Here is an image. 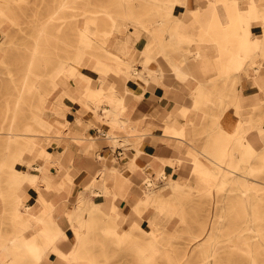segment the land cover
<instances>
[{"label":"rangeland","instance_id":"374dc122","mask_svg":"<svg viewBox=\"0 0 264 264\" xmlns=\"http://www.w3.org/2000/svg\"><path fill=\"white\" fill-rule=\"evenodd\" d=\"M61 1L0 0V157L4 152L3 140L6 136L4 132L6 131L16 100L19 101L18 130L23 129V124L29 123L33 130L30 129L26 132L42 133V126L34 119V116L37 113L43 112L47 95L49 91L54 90H52L51 86L53 81L49 75L42 73L36 75L34 72L47 70L55 78H58V74L61 73L64 65L57 64V55L74 57L79 39V27L82 21L81 13L85 6H88L97 15V28L99 30L110 27V17L105 9L109 8L114 13H119L123 9L124 1L138 15L151 18L152 20H156L159 18L158 16L161 17V15H158V10L155 7V3H160L162 2L161 0H90L92 5H89L87 0H66L67 3L63 4L57 11L56 15L58 18L51 20L50 16L54 8ZM198 2V0H186V2L184 0H173L175 6L171 14L166 18L165 23L161 25L164 35H171L173 43L169 46L170 49L175 50L178 46L187 50L189 46H195L202 42L212 45L214 44L213 37L221 39L220 44L222 46V35L224 34L222 26L214 25L213 23L209 29L205 30L203 27L194 29L187 27L185 29L180 25L182 21L189 19L190 9H194L197 12L203 11L204 6L198 7V5H203L204 3ZM207 2L218 6V13L221 17L223 4L231 2V0H207ZM218 17L216 16L215 18L218 19ZM250 21L244 23V26H241L239 22L236 25H231L230 34L236 38L235 41L229 44L233 50H236L238 47L240 49L250 46L256 47L261 43L259 36L263 35V33L260 23L254 18L250 19ZM36 23L38 25L45 24L48 33L44 36L41 35L38 52L30 65ZM128 25L134 26L135 24L129 22ZM185 30L194 31L192 33L198 40L180 41L179 37ZM119 33L125 36L130 34L127 30L120 31ZM200 37L202 38L201 40H199ZM113 38L114 35L110 36L104 45L109 47ZM94 39L93 47L88 50L95 56L102 58L106 55V52L102 47L103 34L101 31L95 33ZM147 40V33L142 32L141 37L130 46L129 52L123 54L125 58L131 59V65L135 68L138 67L133 64L134 60L140 58L142 54V50L138 48V45L145 44ZM109 48H114V45ZM212 50L213 61L219 65L218 68L212 69L207 75L210 73L216 75L213 78L210 77V84L223 98L215 96L214 102L204 101L196 109L201 110L203 113L202 121L195 129L196 137H199L197 140L207 144L209 147L197 146L206 150L215 146L218 147L220 144V140L215 137L216 134L210 135L208 131L213 129L214 120L219 116L218 114L221 110L223 111L222 116L225 118L227 115H230L229 124L236 117L240 116L239 112L232 111L233 106H231L235 98L236 87L238 86L248 92H257V96L262 99L261 102L247 101L242 107V116L246 119L248 118L252 125H257L259 120H262L264 123V90L254 83L253 76L248 74V71L245 69L233 73L232 70L222 68V66H226L227 61H232L228 58L226 52L222 50V47L220 50L214 48ZM260 58L264 62V55H261ZM190 59L191 57L188 60ZM161 60L165 64L166 61L164 59ZM245 63L247 64L248 62ZM29 66L33 72L28 71ZM82 70L89 72L86 69ZM250 72L253 73V69H250ZM260 75L261 77L264 75V66ZM219 79H222V81H219ZM84 96L86 95H82V97ZM224 106L225 109H222ZM215 131L217 132L218 130L215 129ZM227 147L229 150L236 151V154L227 155V158H231L230 161L222 160V158L211 153L216 162L222 164L219 167V175L215 178L217 182L220 181L222 175L231 173L226 166H232L233 163H237L239 156L237 153H240L238 145L234 144L232 140L227 144ZM181 164V160L173 164L174 170H179ZM249 164L251 166V173L260 180L251 189H256L261 195L254 207L256 215L254 220L262 229L261 240L264 241V148L258 155L252 157ZM25 166L26 168L31 167L27 164ZM237 170L241 171L239 168ZM12 173L10 172L7 176H4L3 182L5 187L8 186L7 184L10 182ZM165 175L166 177L162 182L159 180L152 181V186H147L143 181L136 183L128 180V189L129 191H136L138 195L143 192V189L152 192L157 191L158 196L164 195L166 199H171L175 203L174 206L179 211L177 215L172 217L170 214H164L158 201L142 205L140 212L136 211V209L131 210L132 215L129 218L126 217L124 222L118 224L113 223L110 217L100 211L97 217L99 224L94 226L96 228L88 233L89 239L87 240V250L91 253V258L96 263L108 259L109 262L116 264H171L177 258L178 264H202L207 254L211 252L212 243H219L216 252L208 255V258H212L215 264H252L253 259L260 264H264V246L260 244L261 240L256 235L251 236L250 230L244 226L246 225L245 219L247 215L244 202L239 199L237 194L232 193L231 198L234 201H230L225 207H222V203L224 202L222 200L223 189L239 188L232 185L222 187L221 184H215L210 187V189H214L211 194L206 192L197 193L189 189L183 192L181 190L183 187L173 188L171 186V172H164L162 177ZM238 178L242 180L241 176ZM189 183H195L193 177L189 179ZM4 190V200L0 201V220L3 216L8 217L6 212L12 209L11 202H13L12 199L15 197L14 193L16 191V189L12 188ZM118 206L119 209L125 208L123 202L119 203ZM146 208H151V210H147V218L143 216V211ZM133 219H138L139 222L143 223L145 228H149V223L151 224L154 220H158L163 225L161 240L165 242L164 245L169 248L167 251L171 252L172 255L169 256L166 252L161 251L148 262L143 261L133 243L135 242L134 239H146L149 235L147 231L136 226L133 227ZM109 224L116 225L119 230L133 227L134 238L118 245L113 234H105L100 230L101 225L106 226ZM7 227L11 228L9 221ZM239 229H242L240 233H243L245 239L252 244L255 254L254 258L246 250L235 246L233 244L235 241H231V244H223L229 243L224 239L234 235ZM215 235H218L219 242L215 241ZM90 237H92L91 241Z\"/></svg>","mask_w":264,"mask_h":264},{"label":"crops","instance_id":"0c3cea01","mask_svg":"<svg viewBox=\"0 0 264 264\" xmlns=\"http://www.w3.org/2000/svg\"><path fill=\"white\" fill-rule=\"evenodd\" d=\"M198 1L204 3L198 5V7L204 6L203 11L197 12L190 9L189 19L182 21L180 25L185 29L187 27L190 29L203 27L205 30L209 29L213 23L222 26V20L228 16L226 3L222 6V16L220 17L216 4L208 3L207 0ZM250 4L251 0H236V7L239 10L247 9ZM216 16H219L218 19L215 18ZM194 19H199L200 23H194ZM142 32L147 33L148 40L145 44L138 45L142 54L133 63L141 70L140 80L134 75L125 77L112 70L108 72L97 70L94 64L86 68L89 71L87 73L91 88H103L107 95L112 94V99L103 97L98 101L94 96L81 97L77 92H75L76 96L65 94L62 97L64 87L61 85L53 91H49L42 114L54 126L49 130L42 127V133L37 134L36 137L52 153V159L44 161V167L53 186L47 187L42 182L41 189H34L29 184L26 185L27 189H16L13 198L15 200L12 199L13 202H11L12 209L8 212L5 211L8 217L1 215L3 217L0 220V244L14 235L22 233L28 241L27 245L35 243V246L44 249V253L38 261L32 256V253L28 252L21 264H69L64 255L77 247V238L80 234L77 231L87 230L88 225L92 227L91 229H95L94 226L99 224L98 213L102 211L107 215V210L113 203V194L120 192L115 187V180L112 177L115 175L112 171L114 169H118V172H126L129 169L128 180L130 182L157 180L160 174L171 172V177L181 184L192 185L189 183V179L193 177V173L188 167L191 158L187 152L190 145L195 146L196 141V145L207 146V144L198 141L199 137H196L195 134V129L202 121L203 113L201 110L194 109V93L196 88H200L204 84L216 90L210 84V77L213 78L216 75L211 73L207 75V73L218 68L219 64L213 61L212 48L220 50L221 39L213 37L214 44L212 45L202 42L195 46H189L187 50L178 46L172 50L169 48L173 43L171 35H164V30L160 28L159 35L164 38L166 51L169 53L170 61H168L166 56L160 52L158 45L148 44V41L152 39L150 33ZM192 32L194 33V31ZM192 32L185 30L179 40L185 42L198 40ZM201 39L200 37L199 40ZM112 43L113 41L109 47L113 46ZM146 52L152 57V61L144 66L141 58ZM190 57L191 59L188 60ZM160 58L164 59L165 63L168 61L167 69H162V65L159 64L162 62ZM127 60L131 62V59ZM178 61H182L183 66L189 72L185 78L178 77L169 68L173 62ZM72 81L76 83L74 79ZM241 91L242 97H244V103L240 108L242 115V107L247 101L256 102L257 93ZM119 99H122L123 103H118ZM62 103L65 106L61 105ZM183 110H189L187 119L183 116ZM218 115L214 120L213 129L208 133L216 134L215 137L220 140V147L222 146V110ZM242 118L244 117L242 116ZM231 123L228 126L229 130L235 128V120ZM175 129L177 132L183 130L184 134L176 133ZM215 129L218 131L216 132ZM178 160L187 162H182L179 170H174L170 161ZM32 162L37 163L34 160ZM101 175L107 177L103 185L99 183ZM68 177L72 178V183H68ZM94 178L97 179L96 184L91 185ZM62 180L66 181V186H60ZM104 188L115 190L109 193L100 191L97 194L89 190ZM68 189L71 190L68 191ZM81 190H84L85 195L90 193L92 201L95 200L103 204L101 209H94L96 210L94 219L88 217L84 212L77 215L78 207L81 205L77 196ZM138 196L134 190L124 195L121 202L125 208L121 209L122 212L115 220L112 218L113 223H122L126 217L129 218L132 215L130 202L136 200ZM42 200L51 204L52 213L50 215ZM90 205L85 207L84 211L90 209ZM21 209H26L27 212L20 213ZM40 210H42L40 214L43 215L46 212L49 215L45 217L43 225L46 230L42 233L33 226L31 216L33 211ZM147 210L149 211L151 208H146L143 211L145 218L148 217ZM50 216H52L51 220ZM7 220L11 224V228L7 227ZM86 220H90V223H86ZM52 226L61 230L57 239L51 237L49 229ZM101 227L103 226L101 225ZM83 247L87 249L88 244L86 243ZM25 249L26 246H21L16 252L21 253ZM13 264L18 263L14 262Z\"/></svg>","mask_w":264,"mask_h":264},{"label":"bare ground","instance_id":"6f19581e","mask_svg":"<svg viewBox=\"0 0 264 264\" xmlns=\"http://www.w3.org/2000/svg\"><path fill=\"white\" fill-rule=\"evenodd\" d=\"M160 3H155V7L158 10V16L156 20H152L151 18H147L141 15H138L133 9L124 1L123 9L119 13H114L112 9L106 8L105 11L108 13L110 17V27L106 29L99 30L97 28V15L90 10L88 6H85L82 9V21L79 27V39L77 41V47L74 54V57L70 56H61L57 55L58 63L63 64V69L60 74H58V78H55L53 74H51L47 70L37 71L34 72L37 74H45L49 75L52 79V90L58 87L59 85L64 87V92L62 93V97L65 94H69L72 97L77 92L81 97L82 95L86 96H94L99 101L103 97H109L112 99V94L107 95L103 88L94 89L91 88L89 84V75L86 74L87 72L83 71L82 69H86L90 65L94 64L95 68L98 70H102L108 72L109 70L115 71L116 73L122 74L125 77H130L131 75L136 76L137 79H141V70L135 68L131 65L123 54H127L129 51L130 46L133 42L139 39V35L142 31H148L152 37L151 40L148 41V44L151 43L153 45H158L160 47V52L166 56L165 58L169 60V53L166 51L165 40L164 38L159 35L161 25H163L166 21V18L171 14L172 9L174 8L173 0H161ZM89 5L91 4L90 0H87ZM66 0H62L53 10V13L50 16V19L58 18L57 11L63 4H66ZM226 9L228 10V16L225 20H222V29L224 34L222 35V50L226 52V55L232 61H227L226 66H222L225 70H232L233 73H237L241 69H245L248 71L247 73L253 76V81L256 83L261 89L264 90V75H260L262 67L264 66V62L261 60V55H264V0H251V4L247 9L239 10L236 7V0H231V2H225ZM165 11V12H163ZM168 14V15H167ZM165 15V16H164ZM256 19L260 23L261 31L263 35L260 37V44L258 46L247 47L244 49H240L239 47L236 50H233L229 44L232 41H235L236 38L231 36L230 34V27L232 24L240 23L241 26H244V23L251 22L250 19ZM64 20V19H63ZM212 20L211 18L209 19ZM235 21V22H234ZM129 22H133L135 25L130 26L128 25ZM234 22V23H233ZM194 23H200L199 19H194ZM219 24V23H217ZM128 31L130 34L125 36L120 31ZM101 31L103 34L102 39V47L106 52L104 57H97L88 49L93 47L95 42L94 35L96 32ZM48 33L46 29V25H38L35 24V33H34V47L31 54V61L35 59V56L39 49L40 37L41 35H45ZM113 45L114 48H109L104 45L107 39L110 36H113ZM238 37V36H237ZM242 37V36H240ZM197 51V50H196ZM199 52V51H197ZM199 54V53H197ZM152 57L146 53L141 58V62L144 66H147L152 60ZM167 61V63H168ZM245 62H248L247 64ZM167 63L163 64V62H159L162 65V69H167ZM172 69L180 78H185L189 72L183 66L182 61L173 62V65L169 67ZM250 69H253V73L250 72ZM201 70V69H200ZM29 72H33L28 67ZM199 73V72H198ZM105 76V75H104ZM74 79V81H72ZM76 84V86H74ZM252 84V83H251ZM241 87H236L235 91V98L231 103L233 106L232 111L239 112L241 111V106L244 103V97H242ZM257 90V89H256ZM255 93V92H254ZM253 93V95H254ZM257 93V92H256ZM60 96V97H61ZM76 96V95H75ZM215 96L223 98L220 93H217L216 90L210 88L209 86L202 85L200 88H196L194 93V109L201 104V102H214ZM258 102H261L262 99L256 96ZM223 102V101H222ZM118 103H123L122 99H119ZM227 103V102H226ZM61 105L65 106L64 103ZM67 107V106H66ZM18 108H19V101L16 100L11 115L8 120V125L6 128L5 138H4V152L0 157V201L4 200L5 194L4 189H26V185L29 184L33 186L34 189H41L40 185L44 184L47 187L53 186V183L50 181L49 176L47 174V170L44 167V161L48 159H52V153L50 150L43 146L41 141L37 139L35 133L26 132L28 130H33L30 124H25L22 126V130H18L19 126V117H18ZM70 108V106H69ZM66 109V108H65ZM225 109V106L222 108ZM223 112V111H222ZM189 110H183V116L185 119L188 118ZM227 115L226 118L222 116V147H213L209 148V150L201 149L196 144L190 145L187 154L191 158V163L189 164V168L193 173V178L195 183L190 186H186L178 182V180L171 177L170 184L173 188L175 187H183L181 189L183 192L187 191V189L192 190L194 192H206V193H213L214 189H210L211 186L217 184L222 185V187H228L230 185L235 186L239 189H223L222 193V207H225L227 203L230 201L233 202L234 199L231 198L232 193L237 194L239 199L244 202L247 215H246V226L250 232L251 236L256 235L261 240V231L262 229L259 227L258 223L255 222L256 215L254 213L255 204H257L259 198L261 197L260 192L256 189H251L257 182H260L252 173H251V166L249 161H251L252 157L258 155L264 148V123L262 120L257 122V125H252L249 119L242 118L240 113L239 118L236 117L235 120V128L232 130L228 129L229 120L231 119ZM34 119L41 125L43 128L49 130L53 128V124L49 123L47 119H45L42 113H37L34 116ZM218 123V121H217ZM216 123V124H217ZM219 124V123H218ZM232 124V123H231ZM57 127V126H56ZM69 128V127H68ZM58 130V129H56ZM176 133L184 134L183 130L175 129ZM64 136V135H63ZM72 138V137H71ZM64 139V138H63ZM75 139V137H74ZM84 139V138H82ZM62 140V139H61ZM67 140V139H65ZM237 144L240 153H237L238 159L237 163H233L232 166H226L229 168L231 173L222 175L220 181L217 182L215 179L219 175V167H221V163L216 162L215 158L211 156V153L217 155V157L222 158V160L230 161L231 158H227V155L236 154V151L229 150L227 144L230 142ZM61 143V142H60ZM193 143V142H192ZM51 144V143H50ZM67 145V144H66ZM135 148V147H134ZM218 148V149H216ZM64 151V150H63ZM71 152V150H70ZM208 152V153H206ZM70 154V153H69ZM89 154V153H88ZM90 155V154H89ZM70 156V155H69ZM73 156V155H72ZM227 158V159H226ZM69 159V158H68ZM36 161L37 163L34 164L32 161ZM70 160V159H69ZM180 161V160H179ZM182 161V160H181ZM177 161H170L172 164H176ZM187 162V161H182ZM29 165L31 167L26 168L25 165ZM66 167V165H65ZM64 167V168H65ZM239 168L241 171H238ZM115 175L112 177L115 180V187L120 190L119 193L113 194V203L109 210H107V216L111 219L118 216L121 209H119L118 205L123 199L124 195L129 192L128 189V173L129 169L126 172H118V169L112 170ZM13 172L10 176V182L7 184L8 186H4L3 178L7 176L8 173ZM67 172V171H66ZM68 173V172H67ZM241 176L242 180L238 177ZM101 185H103L107 180L106 175L99 178ZM216 180V181H215ZM68 183H72V178L68 177ZM97 179L94 178L93 181L90 183L91 185L96 184ZM60 186H66V181L62 180ZM43 188V187H42ZM196 188V189H191ZM51 189V188H50ZM71 189H68L70 191ZM87 190V189H85ZM91 192L97 194L100 191L104 193H109L115 189H89ZM180 190V189H179ZM145 191V192H144ZM85 195L84 190H81L78 194V201L80 202V206L78 207L77 215L82 214L83 212L90 218L96 217V210L94 209H101L103 204L97 201H92L90 193H86ZM154 201H158L161 204V209L164 214H170L172 217L177 215L179 212L177 208L174 206L175 203L171 199H166L164 195L161 197L158 196L157 191H147L143 189L136 200H131L130 208L131 210L136 209V211L140 212L142 210V205L146 203H151ZM45 203V208L49 215L52 213V206L49 203ZM91 204L90 209L85 210ZM27 212L26 209H21L20 213ZM40 211H33L31 213L32 216V224L34 227L38 229V232H43L46 230V227L43 225L45 221V217L49 215L45 212V214ZM48 215V216H47ZM138 215V214H137ZM52 219V216L49 217ZM144 222V220H143ZM148 222V221H145ZM26 223V222H25ZM86 223H90V220H86ZM133 227L136 226L141 228L144 231L148 232L149 237L146 239H134L133 246L139 251L141 259L145 262L153 259L158 253L161 251L166 252L169 256L172 253L167 250V246H165V242L161 240V235L163 234V225L158 221L154 220L151 224L149 223V228H145L143 223L139 222L138 219L132 221ZM118 224V223H116ZM130 224V223H129ZM29 228V226H27ZM133 227H127L124 230H119L116 225H106L100 227V230L103 233H111L115 236V241L118 245H121L125 241L131 240L134 238V231ZM90 225L87 226V230L84 231H77L80 234L78 235V245L77 247L64 255V258L69 264H116L109 262L108 259L103 261L95 262L94 259L91 258V253L88 252L86 247H83L84 244L87 243L89 239L88 233L90 232ZM243 229V228H242ZM242 229H239L235 232L234 235L224 239L227 240L229 243H223L224 245L231 244V241L235 246L242 248L251 254V257L254 258L255 254L253 252V246L249 243L243 233H240ZM51 237L52 239H57L58 236L61 234V230L56 227H50ZM94 229H91V231ZM216 242H219L220 239L218 235H215ZM161 240V243H160ZM26 237L22 235V233L14 235L12 238H9L7 241H4L0 244V264H13L14 262L21 264L22 261L26 258V253H32V256L35 260H39L42 254L44 253V249L35 246V243H31V245H27ZM53 244V242H51ZM222 244V246H224ZM261 245L264 246V241L261 240ZM21 246H26L25 251L21 253H17V249L21 248ZM85 246V245H84ZM219 243H212L211 249L204 262L202 264H215L212 258H208V255H211L212 252H216ZM83 247V248H82ZM28 248V249H27ZM35 264V263H34ZM171 264H178V259L176 258L174 262ZM252 264H260L258 261H252Z\"/></svg>","mask_w":264,"mask_h":264},{"label":"built area","instance_id":"2783aa9c","mask_svg":"<svg viewBox=\"0 0 264 264\" xmlns=\"http://www.w3.org/2000/svg\"><path fill=\"white\" fill-rule=\"evenodd\" d=\"M162 176H163V174H160L157 180L162 182L163 179L165 178V176L164 177H162ZM152 181H155V180L147 179V180H144V183H146L147 186H152Z\"/></svg>","mask_w":264,"mask_h":264}]
</instances>
